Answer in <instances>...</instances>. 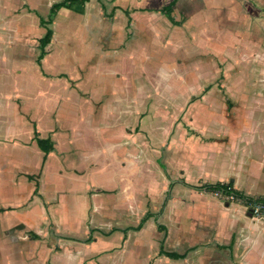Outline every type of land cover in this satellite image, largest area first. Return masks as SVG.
<instances>
[{"label": "crops", "instance_id": "obj_1", "mask_svg": "<svg viewBox=\"0 0 264 264\" xmlns=\"http://www.w3.org/2000/svg\"><path fill=\"white\" fill-rule=\"evenodd\" d=\"M59 1L0 0V264H28L24 257L33 251L20 247L39 239L51 218L80 229L98 192L119 188L124 197L131 177L145 183V136L122 129L133 120L135 127L146 123L148 96L174 108V94L202 96L222 87L226 73L221 63L212 66V54L238 57V79L248 58H264V0H175L169 10L173 0H89L84 9L60 8L43 25ZM46 27L52 37L38 62ZM237 124L240 130L188 154L186 177L171 180L165 197L153 193L150 206L139 205L145 209L136 225L99 231L106 239L91 235V227L85 241L108 247L92 245L89 264H264V213L255 217L240 201L195 188L231 180L246 195H264V121ZM37 136L54 149L45 154ZM172 189L170 230L157 217ZM132 200L124 198L121 209L129 213ZM117 240L121 248L112 246ZM160 249L183 256L172 259ZM83 255L70 246L56 259L81 264Z\"/></svg>", "mask_w": 264, "mask_h": 264}, {"label": "rangeland", "instance_id": "obj_2", "mask_svg": "<svg viewBox=\"0 0 264 264\" xmlns=\"http://www.w3.org/2000/svg\"><path fill=\"white\" fill-rule=\"evenodd\" d=\"M93 3L95 2L93 1ZM155 3L156 1H154ZM87 7L91 8V4H88ZM82 8L84 9V7ZM260 20V23H264V17ZM82 22H87L85 14ZM84 34L86 43H89L91 34L88 32H84ZM262 36L264 41V33ZM89 53V48L84 47V59L89 58ZM245 58L243 59L245 60ZM210 59L212 61L217 60V62H213V67L221 63L219 65L226 73L221 81L222 87L219 86L220 88L218 87L213 92L202 96L188 97L174 94V108L168 106L165 100H162L163 104L160 103L161 101L155 95L148 96L147 104L151 110L145 112L146 123L144 125L137 124L138 126L135 127L136 123L133 120L130 126L122 129L131 137L143 138L145 136L144 144H140L141 148L142 146L146 147L149 159L145 183L144 181L140 182L137 177H131L130 193L129 195L125 194L124 197H122L124 195L123 191L119 188L108 192H98L96 197L90 198L89 205L85 210L86 216L84 214L82 218L81 230L77 224L71 227L69 223L64 224L63 221L60 222L58 219L51 218L49 224H45L44 227L39 229V239L28 238L30 240L27 239L28 244L21 245L20 248L23 252L26 253V249H31L28 251H33L34 254L24 257L26 258L25 263L58 264L56 256L62 254L64 249L70 246L82 249L84 255L80 261L81 264L91 263L92 260H95V257L90 255L92 245L99 249L108 247L106 243L100 241L106 238L99 231L105 232L112 227L123 228L136 225L145 209H139L138 206H144L145 201H147L146 205L150 206L152 194L157 191H161L162 196L165 197V189L171 180L180 176L186 177L188 154L197 153L203 141L209 138L228 137L229 130L232 133L240 130L236 127L239 122H243L247 126L254 120L264 121V58H253L254 61L256 60L255 63L252 62L251 58H248L242 65L244 76L242 79L236 77L240 69L235 62L238 60L235 55L221 54L220 56H214L212 54ZM83 65L86 70L85 63ZM247 72H251L253 78L250 76L251 73L248 78ZM187 99H191L190 102L187 103ZM157 121L162 127L161 125L155 127ZM225 126H227V131L223 132ZM243 130L245 131L244 128ZM130 145L131 147L140 146L138 141L136 143L132 142ZM131 150L133 151L132 148ZM255 186L257 188L261 187L260 183H256ZM138 188L141 189L143 194L136 191ZM94 192L91 191V193ZM124 198L125 200L128 198L135 199L131 201L134 206L129 213L121 209ZM172 198H174V189L167 195L166 207L157 217L158 221L163 222L164 226L170 230L174 229V205L172 206L170 202ZM157 199L159 201L157 200L155 204L159 207L163 198ZM113 203L117 205L115 208H113ZM158 207L157 209H159ZM91 227L96 229L91 235L101 238L97 241L95 237L94 241L97 242L92 245L91 242L85 241ZM43 229L45 233H43ZM64 234L67 237L76 235L78 238L77 240H65L62 238ZM112 246L121 248L122 242L117 240L115 245ZM15 258H12L13 263H20V261H17L19 257Z\"/></svg>", "mask_w": 264, "mask_h": 264}, {"label": "trees", "instance_id": "obj_3", "mask_svg": "<svg viewBox=\"0 0 264 264\" xmlns=\"http://www.w3.org/2000/svg\"><path fill=\"white\" fill-rule=\"evenodd\" d=\"M89 0H60L59 2H56L51 5L49 8L48 14L46 19H41V23L48 24L52 21L53 17L55 16L56 12L64 7V8H73V7H83L85 3H87ZM175 0H173L170 5L166 8V10H169L171 8V4H173ZM52 37V29L49 27H46L45 33L43 36L39 39V54L37 61L39 62L44 55L46 54L45 47L50 42ZM36 142L39 148L47 154L48 152L52 151L54 149L53 143L49 138H42V137H36ZM198 190H206L211 192H217L220 195L223 196H231V200H236L242 202L244 205L247 206L248 213L252 215L251 212V204L255 202L264 203V195L260 196H250L246 195L245 193L239 191L238 189L233 187V182L231 180L226 182H215V183H203L199 185L198 187H195ZM34 237H37L34 235ZM90 238H88L89 240ZM160 254L172 258L177 259L182 257L183 255L171 252V251H165L163 249H160Z\"/></svg>", "mask_w": 264, "mask_h": 264}, {"label": "built area", "instance_id": "obj_4", "mask_svg": "<svg viewBox=\"0 0 264 264\" xmlns=\"http://www.w3.org/2000/svg\"><path fill=\"white\" fill-rule=\"evenodd\" d=\"M227 198L232 199L231 196H227ZM251 212L252 215L258 217L264 213V203L255 202L251 204Z\"/></svg>", "mask_w": 264, "mask_h": 264}]
</instances>
